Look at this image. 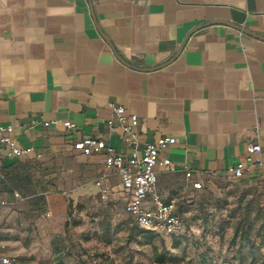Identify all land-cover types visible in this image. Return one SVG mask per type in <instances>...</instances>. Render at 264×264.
I'll list each match as a JSON object with an SVG mask.
<instances>
[{"label":"crops","instance_id":"obj_1","mask_svg":"<svg viewBox=\"0 0 264 264\" xmlns=\"http://www.w3.org/2000/svg\"><path fill=\"white\" fill-rule=\"evenodd\" d=\"M112 102L137 113L136 144L110 129ZM6 124L17 145L32 146L21 156L0 148V239L14 258L38 216L61 215L72 200L106 202L101 188L124 205L105 154L74 148L86 136L138 155L146 142L175 136L156 166L165 199L197 179L231 177L250 141L261 150L244 178L264 176V0H0Z\"/></svg>","mask_w":264,"mask_h":264},{"label":"rangeland","instance_id":"obj_2","mask_svg":"<svg viewBox=\"0 0 264 264\" xmlns=\"http://www.w3.org/2000/svg\"><path fill=\"white\" fill-rule=\"evenodd\" d=\"M179 196L187 231L172 241L153 237L162 262L147 242L150 234L129 224L123 204L97 198L71 199L65 213L28 222L21 234L26 251L14 263L264 264V182L216 176Z\"/></svg>","mask_w":264,"mask_h":264},{"label":"built area","instance_id":"obj_3","mask_svg":"<svg viewBox=\"0 0 264 264\" xmlns=\"http://www.w3.org/2000/svg\"><path fill=\"white\" fill-rule=\"evenodd\" d=\"M113 108L112 116L107 120L110 129L120 126L122 135L128 144H136L135 127L138 124L137 113L125 114V108L121 104L111 103ZM57 120H53L55 123ZM64 125L72 126L70 120H65ZM176 137L172 135H161L153 141L145 143L144 153L138 155L133 152L125 154L116 150L110 144L104 142L97 136H86L74 142V148L85 153L105 154V163L107 167L114 168L120 179L125 191L124 208L132 215L138 226L160 232L165 235H177L183 233L185 224L178 212L179 195L163 198L157 191V171L156 166L159 162L161 151L173 143ZM6 147L9 154L21 156L31 151L32 146H19L13 137V127L11 124L0 125V148ZM1 150V149H0ZM261 145L258 141H250L247 144V150L244 157L239 160L228 170V174L234 178H243L245 169L248 165H254V154L260 152ZM164 169L173 170V165L168 158H163ZM2 159L0 155V166ZM185 175L188 178L193 177L194 170L185 166ZM105 174H102V178ZM264 179V176L258 177ZM97 185L101 186V178L97 180ZM203 182L199 179L193 182V188H201ZM101 198L108 200L106 189L101 188ZM45 215H49L46 213ZM15 258L6 254L2 249L0 239V264H13Z\"/></svg>","mask_w":264,"mask_h":264},{"label":"trees","instance_id":"obj_4","mask_svg":"<svg viewBox=\"0 0 264 264\" xmlns=\"http://www.w3.org/2000/svg\"><path fill=\"white\" fill-rule=\"evenodd\" d=\"M233 178H234V177H233ZM236 179L241 180V179H245V178L243 177V178H236ZM248 179H252V178H248ZM256 180H259L260 182H264V179L257 178ZM179 198H180V196H179ZM106 202H107V203L116 204V202H113V201H108V200H106ZM184 203H185L184 200H182V198H180V200H179V202H178V205H177V207H178V212H179L180 216H181V210H182V208H183ZM70 204H71V203H69V205H70ZM123 209H124V211L126 212L128 218L131 219V222H130L129 224H132V225H134V226H136V227L139 228L138 231H137L138 233H146V234H150V236H148V238H147V242H148V243H152V250H153V254L155 255V259H156V261H157V262H162V261H164L165 257H164L163 254H161V252L158 251V245H157L156 243L153 242V237H154V236L165 237V236H168V235H165V234L160 233V232H154V231H152V230L145 229V228H142V227L138 226V224L134 221L132 215L129 214V213L125 210L124 205H123ZM181 218H182V216H181ZM182 219H183V218H182ZM183 221H184V220H183ZM66 223H67V222H66ZM184 224H185V221H184ZM186 231H187V228H186V225H185V229H184L183 233H180V234H177V235H170L169 237H170V239H171V241H172V240H174V239L180 238L181 236L185 235ZM56 264H62V262H61L60 260H58V261L56 262Z\"/></svg>","mask_w":264,"mask_h":264},{"label":"water","instance_id":"obj_5","mask_svg":"<svg viewBox=\"0 0 264 264\" xmlns=\"http://www.w3.org/2000/svg\"><path fill=\"white\" fill-rule=\"evenodd\" d=\"M120 58V57H119ZM123 62H125V61H123ZM126 64H128L127 62H125ZM144 69H150V68H144Z\"/></svg>","mask_w":264,"mask_h":264}]
</instances>
